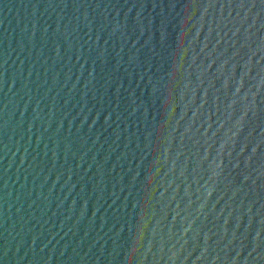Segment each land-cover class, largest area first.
<instances>
[{
    "label": "water",
    "instance_id": "water-1",
    "mask_svg": "<svg viewBox=\"0 0 264 264\" xmlns=\"http://www.w3.org/2000/svg\"><path fill=\"white\" fill-rule=\"evenodd\" d=\"M0 264H264V0H0Z\"/></svg>",
    "mask_w": 264,
    "mask_h": 264
}]
</instances>
